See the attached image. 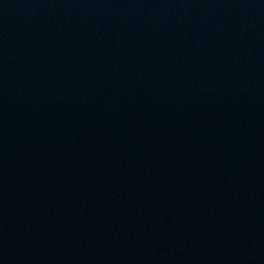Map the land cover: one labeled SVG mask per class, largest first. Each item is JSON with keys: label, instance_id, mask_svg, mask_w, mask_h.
Listing matches in <instances>:
<instances>
[{"label": "water", "instance_id": "water-1", "mask_svg": "<svg viewBox=\"0 0 264 264\" xmlns=\"http://www.w3.org/2000/svg\"><path fill=\"white\" fill-rule=\"evenodd\" d=\"M0 264H264V0H0Z\"/></svg>", "mask_w": 264, "mask_h": 264}]
</instances>
